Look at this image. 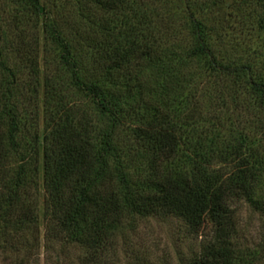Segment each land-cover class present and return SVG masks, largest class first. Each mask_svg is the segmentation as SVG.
<instances>
[{
  "label": "trees",
  "instance_id": "16d2710c",
  "mask_svg": "<svg viewBox=\"0 0 264 264\" xmlns=\"http://www.w3.org/2000/svg\"><path fill=\"white\" fill-rule=\"evenodd\" d=\"M75 1L79 40L41 0H0V252L116 264L126 231L172 216L191 234L211 226L186 264H259L264 241L237 235L241 203L264 234V158L246 156L264 138V76L218 48L226 35L202 8L216 2ZM30 19L54 52L44 73L38 37L20 35ZM233 105L252 112L249 132L232 129Z\"/></svg>",
  "mask_w": 264,
  "mask_h": 264
},
{
  "label": "rangeland",
  "instance_id": "374dc122",
  "mask_svg": "<svg viewBox=\"0 0 264 264\" xmlns=\"http://www.w3.org/2000/svg\"><path fill=\"white\" fill-rule=\"evenodd\" d=\"M203 1V0H201ZM214 5L202 7L210 15L211 23L221 26L225 39L218 40V48L227 55L231 62H253L254 72L264 76V33L257 28V15L263 8L255 0H209ZM43 6L60 23L63 33L68 37L79 40L80 32L84 30L83 21L80 18L79 6L75 0H41ZM79 5V6H78ZM14 31V29L12 28ZM22 34L25 40L32 42L34 37L39 40V63L40 70L44 71L54 67V52L44 44L40 26H36L35 19H30L21 24ZM33 47V46H32ZM255 96V95H254ZM251 101V99H250ZM247 102H249L247 100ZM233 117L231 118L232 129L240 130L247 128L255 120L251 111H239L231 106ZM257 144L261 149L249 147L246 156L258 165L264 158V138ZM260 189L264 195V177L261 179ZM39 214L41 222L42 204L44 191H39ZM239 242L249 249L256 248L264 241L262 233V220L256 212H252L246 204H239ZM211 233V226L205 224L198 234H191L183 220L168 217H152L138 221L134 231H126L125 236L118 240V250L114 257L116 264H186L190 256L197 252L201 241ZM40 243H43V227H40ZM264 248V246H263ZM36 254L35 262L30 264H49L46 262V252L42 245ZM5 254L0 252V264H11ZM264 264V259L259 263Z\"/></svg>",
  "mask_w": 264,
  "mask_h": 264
}]
</instances>
